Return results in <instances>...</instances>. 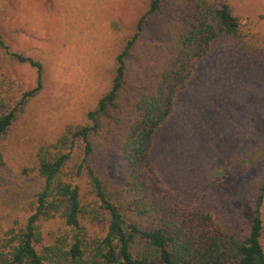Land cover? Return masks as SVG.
<instances>
[{
  "label": "trees",
  "instance_id": "trees-1",
  "mask_svg": "<svg viewBox=\"0 0 264 264\" xmlns=\"http://www.w3.org/2000/svg\"><path fill=\"white\" fill-rule=\"evenodd\" d=\"M146 1L97 105L22 169L43 184L26 223L0 226V264H264V163L244 188L252 214L219 213L208 199L167 183L156 148L197 65L221 47L231 48L229 60L242 67L264 64V37L245 28L229 0ZM112 26L121 31L118 21ZM4 61L36 68V86L17 81ZM46 84L43 63L14 50L0 33V172L11 129ZM112 154L121 159L122 181L109 174ZM82 176L92 200L84 201L74 183ZM113 189L127 193L131 219L111 199ZM50 221L58 225L47 239Z\"/></svg>",
  "mask_w": 264,
  "mask_h": 264
},
{
  "label": "rangeland",
  "instance_id": "rangeland-1",
  "mask_svg": "<svg viewBox=\"0 0 264 264\" xmlns=\"http://www.w3.org/2000/svg\"><path fill=\"white\" fill-rule=\"evenodd\" d=\"M229 2L245 28L264 37V0ZM147 5L146 0H0V33L14 50L40 60L47 79L5 141L2 228L15 221L24 224L33 213L43 181L22 169L34 165L38 149L55 141L67 124L85 121L87 111L110 87L115 55ZM230 50L215 49L197 65L159 130L156 148L164 178L174 189L190 197L201 195L219 213L240 211L249 217L244 188L260 175L264 163V64L242 67L239 59L229 60ZM2 64L26 88L36 86V68ZM121 168L119 155H110L109 174L116 181H122ZM74 183L84 201L92 200L86 176ZM109 193L131 219L127 193ZM57 225H45L47 239Z\"/></svg>",
  "mask_w": 264,
  "mask_h": 264
}]
</instances>
